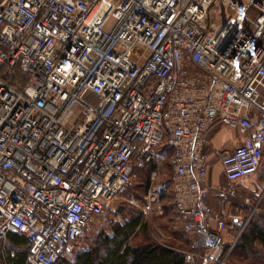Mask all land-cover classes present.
I'll use <instances>...</instances> for the list:
<instances>
[{
    "label": "built area",
    "instance_id": "built-area-1",
    "mask_svg": "<svg viewBox=\"0 0 264 264\" xmlns=\"http://www.w3.org/2000/svg\"><path fill=\"white\" fill-rule=\"evenodd\" d=\"M216 124L243 136L222 188ZM164 144L185 229L219 260L229 224L208 198L263 163L264 0H0V243L19 233L25 264H56Z\"/></svg>",
    "mask_w": 264,
    "mask_h": 264
},
{
    "label": "rangeland",
    "instance_id": "rangeland-1",
    "mask_svg": "<svg viewBox=\"0 0 264 264\" xmlns=\"http://www.w3.org/2000/svg\"><path fill=\"white\" fill-rule=\"evenodd\" d=\"M216 12L217 10H213L211 13V18L215 22H217ZM225 17L223 16V19ZM155 163L151 170V166H147V169H136L133 182L119 193L107 215L97 220L87 236L76 244L71 252L72 256L69 257L71 261L75 259L77 253L100 248L103 237L114 234V228L117 226L139 222L127 241L130 245L157 243L173 246L186 255L188 264H264V249L259 242L246 251L238 245L240 237L250 229L252 224L260 222L264 226V185L260 186L261 188L258 187L259 181L264 182V178L257 176L255 183L257 190L255 195H252V206L247 214L243 213L239 225L233 222L232 217L225 218L229 224V230L233 231L231 232L233 239L220 259L215 260L216 255H212V252L205 245L200 244L194 235L182 228L173 206L171 156L165 153L164 158H160V161ZM155 170L158 172L156 176L153 175ZM147 179H150V183L146 189ZM149 193L158 195L157 203H153L148 198ZM231 224L233 227L230 228ZM8 244L7 238L0 243V264H8L9 250L11 255L15 254V250ZM100 251L103 252L104 247L100 248Z\"/></svg>",
    "mask_w": 264,
    "mask_h": 264
},
{
    "label": "trees",
    "instance_id": "trees-1",
    "mask_svg": "<svg viewBox=\"0 0 264 264\" xmlns=\"http://www.w3.org/2000/svg\"><path fill=\"white\" fill-rule=\"evenodd\" d=\"M5 78L19 89L23 88L27 82V77L17 71L14 75ZM161 152L170 156L172 149L164 144ZM154 164L156 163H148L143 169L151 166V170ZM149 183L150 179H147L146 189ZM138 225L139 222H129L114 228V234L103 237L100 242V248L104 247L103 252L100 248L87 250L77 254L73 261L61 256L56 264H188L186 255L173 246L157 243L130 245L127 241ZM7 240L9 247L15 250L14 255L9 253L10 250L8 251L7 263L25 264L30 251V244L26 238L19 233H10ZM258 242L264 249V226L260 222H255L246 233L242 234L238 245L246 251Z\"/></svg>",
    "mask_w": 264,
    "mask_h": 264
},
{
    "label": "crops",
    "instance_id": "crops-1",
    "mask_svg": "<svg viewBox=\"0 0 264 264\" xmlns=\"http://www.w3.org/2000/svg\"><path fill=\"white\" fill-rule=\"evenodd\" d=\"M211 137H212V143L209 149L207 150V154L210 161L209 185L214 188H222L227 185V179L224 174L223 165L220 158V151L233 149L238 143H240L243 140V136L237 133L236 131L230 130L220 124H216L211 129ZM170 156H172V152L170 153ZM257 176L264 178V146H263V163L260 169L256 173L245 177L238 183L237 198L231 201L221 200L212 194L208 198L209 205L213 208L215 212L220 213L224 218H226L227 216L232 217L233 222L239 225V220L243 215V213L247 214L248 210H250L249 208L252 206L251 205L252 195H255L257 190V187L255 186ZM263 185L264 182L260 180L258 187ZM173 206L175 207L176 212L179 216V220L183 230L186 231L184 221L182 220L179 211L177 210L174 203ZM231 232L233 231H230L229 229L224 230L222 232L226 246L230 245L233 239V234ZM72 251H67L63 253L62 256L69 258L72 256L71 255Z\"/></svg>",
    "mask_w": 264,
    "mask_h": 264
}]
</instances>
